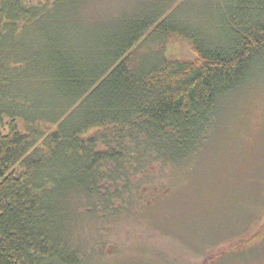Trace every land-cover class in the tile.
Instances as JSON below:
<instances>
[{
  "label": "trees",
  "instance_id": "16d2710c",
  "mask_svg": "<svg viewBox=\"0 0 264 264\" xmlns=\"http://www.w3.org/2000/svg\"><path fill=\"white\" fill-rule=\"evenodd\" d=\"M112 5L0 0V264H87L78 217L134 204L264 73V0Z\"/></svg>",
  "mask_w": 264,
  "mask_h": 264
},
{
  "label": "rangeland",
  "instance_id": "374dc122",
  "mask_svg": "<svg viewBox=\"0 0 264 264\" xmlns=\"http://www.w3.org/2000/svg\"><path fill=\"white\" fill-rule=\"evenodd\" d=\"M101 1L114 9V0ZM49 14L46 8V25ZM166 50L192 55L177 38ZM221 105L187 164L157 165L139 195L132 193L134 204L116 216L78 217L74 231L87 264H264V73Z\"/></svg>",
  "mask_w": 264,
  "mask_h": 264
},
{
  "label": "bare ground",
  "instance_id": "6f19581e",
  "mask_svg": "<svg viewBox=\"0 0 264 264\" xmlns=\"http://www.w3.org/2000/svg\"><path fill=\"white\" fill-rule=\"evenodd\" d=\"M210 40V39H209Z\"/></svg>",
  "mask_w": 264,
  "mask_h": 264
}]
</instances>
